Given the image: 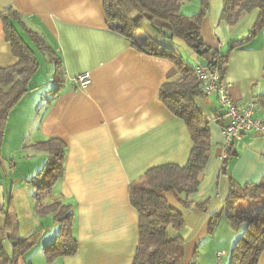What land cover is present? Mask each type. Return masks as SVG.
<instances>
[{
	"label": "crops",
	"instance_id": "obj_1",
	"mask_svg": "<svg viewBox=\"0 0 264 264\" xmlns=\"http://www.w3.org/2000/svg\"><path fill=\"white\" fill-rule=\"evenodd\" d=\"M200 4L201 0H187L182 12L194 14ZM6 8L17 10L25 27L52 51L51 56L39 49L16 24L40 66L30 82L32 91L11 111L0 146V227L11 223V237L22 252L13 264H48L43 249L58 234L52 214H36L31 184L48 158L47 152L33 145L50 138L66 145L64 174L53 195L72 206L73 233L79 243L76 255L52 264H132L139 215L130 202L131 183L160 165L184 166L193 146L187 125L158 95L175 64L140 51L110 30L104 0H0V67L18 61L4 32L1 11ZM222 10L223 0H209L200 34L212 51L227 54L233 41L248 35L260 10L245 13L234 26L221 20ZM142 27L144 34L166 49L179 51L184 60L201 61L181 41L163 37L146 22ZM53 58L61 62L59 84ZM86 73L90 83L78 89L75 79ZM223 80L235 102L254 103V117L264 118V107L257 101L264 95V31L229 53ZM197 103L209 119L212 149L199 175L200 188L188 200L207 207L186 209L173 192L164 196L184 219L178 234L185 242L182 264H229L241 231H233L224 218L211 232L209 224L223 208L232 183L257 184L264 178V135H246L225 151L223 129L228 120L216 95H205ZM225 154L226 172L222 170ZM13 239L4 242L10 258ZM259 264H264V252Z\"/></svg>",
	"mask_w": 264,
	"mask_h": 264
},
{
	"label": "trees",
	"instance_id": "obj_2",
	"mask_svg": "<svg viewBox=\"0 0 264 264\" xmlns=\"http://www.w3.org/2000/svg\"><path fill=\"white\" fill-rule=\"evenodd\" d=\"M186 1L104 0L110 30L127 38L140 51L166 58L175 64L174 73H178V77L172 80L170 78L174 73L169 76L160 87L158 95L163 104L187 125L193 143L184 166L160 165L131 183L129 198L139 215V242L132 264H182L185 242L178 234L184 228V219L181 212L169 204L164 193L173 192L180 205L186 209H205L207 203L189 201L188 197L198 192L199 175L206 167L212 149L209 120L197 103L205 95L193 72V66L176 52L160 46L144 34L142 23L146 22L165 38L181 41L200 62L208 63L223 77L229 53L264 31V0H223L221 20L229 26L236 25L245 13L253 9L258 8L260 15L245 38L230 44L227 54L212 51L200 34V25L208 12L209 0H201L199 11L191 15L182 12V5ZM1 18L6 39L18 61L14 65L0 67V146L11 111L32 91L30 82L40 66L36 52L23 38L16 24L39 49L43 47L52 56L51 49L43 45L42 38L25 27L17 10L3 9ZM199 51H203L202 55ZM53 61L59 84L62 76L61 62L56 58ZM59 88L60 85L53 91L54 96L59 93ZM257 101L264 107V95H259ZM33 146L48 153L45 164L32 178L31 184L36 214L40 217L52 214L54 222L59 226L53 242L43 249L46 262L52 264L58 258L76 255L79 250V243L73 233L72 206L53 195L54 186L64 174L67 150L65 143L56 138ZM233 156L229 150V157ZM227 163V159L223 160L224 172ZM223 218L233 231H241L231 250L229 264H259L264 252V178L257 184L239 186L232 183L223 208L211 217L210 232ZM12 232L11 223L0 227V264L16 263L22 255L17 239L11 237ZM11 239L12 244L16 242L13 244V258L4 250V242Z\"/></svg>",
	"mask_w": 264,
	"mask_h": 264
},
{
	"label": "built area",
	"instance_id": "obj_3",
	"mask_svg": "<svg viewBox=\"0 0 264 264\" xmlns=\"http://www.w3.org/2000/svg\"><path fill=\"white\" fill-rule=\"evenodd\" d=\"M193 72L204 95H216L219 108L227 118L228 123L223 129V149L227 151L236 141H241L246 135H264V118H255V104L240 105L230 94V85L223 80L220 72L205 62L195 63ZM78 89H85L90 83L88 73L75 79ZM208 118V116H207ZM209 120V119H208ZM223 160L227 159L225 154ZM219 255H222L219 253Z\"/></svg>",
	"mask_w": 264,
	"mask_h": 264
},
{
	"label": "rangeland",
	"instance_id": "obj_4",
	"mask_svg": "<svg viewBox=\"0 0 264 264\" xmlns=\"http://www.w3.org/2000/svg\"><path fill=\"white\" fill-rule=\"evenodd\" d=\"M176 41L177 42H179V43H181L179 40H177L176 39ZM178 54H180V52L178 51ZM186 60V59H185ZM187 62L189 63V64H191V66H193L194 65V63H191V60H187ZM22 204H24V201L22 202ZM26 205H27V203H25ZM24 221V220H23ZM25 224V221H24V223H23V225Z\"/></svg>",
	"mask_w": 264,
	"mask_h": 264
},
{
	"label": "water",
	"instance_id": "obj_5",
	"mask_svg": "<svg viewBox=\"0 0 264 264\" xmlns=\"http://www.w3.org/2000/svg\"><path fill=\"white\" fill-rule=\"evenodd\" d=\"M169 37H171V34H168ZM207 51V49L205 50ZM203 51H199V54L202 55Z\"/></svg>",
	"mask_w": 264,
	"mask_h": 264
}]
</instances>
